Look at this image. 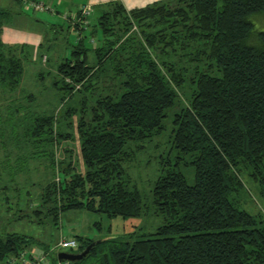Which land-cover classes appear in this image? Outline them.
Returning <instances> with one entry per match:
<instances>
[{
    "label": "trees",
    "instance_id": "16d2710c",
    "mask_svg": "<svg viewBox=\"0 0 264 264\" xmlns=\"http://www.w3.org/2000/svg\"><path fill=\"white\" fill-rule=\"evenodd\" d=\"M92 8L99 10L101 44L88 48L79 36L52 83L69 97L83 90L95 95L89 107L82 100L85 114L77 121L85 170H77L70 147L60 146L70 134L60 130L59 111L22 115V141L37 149L46 179L19 180L29 172L28 158L10 172L13 185H0L8 216L0 214V264L22 254L28 261L49 256L59 263L50 240L7 225L25 220L56 227L64 212L80 209L107 218L151 212L163 222L153 232L130 233L132 240L74 235L76 252L96 243L68 264H264V218L239 207L242 172L264 197V28L251 21L264 15V0L155 1L131 8L108 0ZM16 13L0 6V87L6 91L15 90L24 70L18 45L2 35ZM81 23L75 21L74 29L82 30ZM169 112L177 160L160 168L146 201L129 187L126 164L163 130ZM47 145L53 147L48 151ZM180 160L192 165V184L179 170Z\"/></svg>",
    "mask_w": 264,
    "mask_h": 264
},
{
    "label": "rangeland",
    "instance_id": "374dc122",
    "mask_svg": "<svg viewBox=\"0 0 264 264\" xmlns=\"http://www.w3.org/2000/svg\"><path fill=\"white\" fill-rule=\"evenodd\" d=\"M72 1L68 0L67 2V0H64V3L61 4L59 0H39L44 4V9L39 10L27 4L24 5V3L22 5L12 0H0V6L11 8L13 13L18 12L17 8H24L26 14L28 13L27 15L31 18H40L55 24L54 27L49 25L45 27L39 23V26L33 24L30 28L25 26V21L20 17H17L18 19L14 18L16 20L11 22L13 27L28 30L25 32L27 37L24 42L17 44L24 65L19 85L13 91H6L0 87V185L6 182L11 183L9 181L10 172L14 175L16 167L21 166L22 160L28 158H33L31 159L33 161L30 162L29 172H27L28 174H20L18 176L19 180L28 177L30 180L42 182L46 179L44 167L36 163L35 156L38 153L33 152L37 149L26 145L27 142L22 141V129L26 126V122L22 120V115H36L41 111L47 114L59 111V115L62 117L60 130L70 134L68 139H65L60 146L70 147L71 158L77 166V170L80 172L85 170L80 158L81 140L77 132V121L81 115L85 114L81 109L83 107L82 100L86 98L85 102L89 107L95 95L83 90L81 92L75 91L69 97L65 95L66 91L64 89L56 90L52 83L58 77L56 66L68 55L71 57V51L75 49L79 36L83 37L85 46L93 48L101 44L102 33L96 24L99 10L98 8H92L87 19L88 23L85 26L81 23L84 29L81 30V35H78L66 18H63L64 11L65 13L76 11L75 5L77 2ZM121 1L129 8L151 4L155 1H163L168 4L175 3V0ZM55 7L59 10V14L53 15L50 10ZM22 14L20 15L22 16ZM251 21L257 29L264 28V15L253 16ZM33 31L41 32L39 36L35 34L38 38L33 35ZM91 32H93V35H91ZM88 58L89 63L95 62V55L92 50L88 51ZM65 96H67L66 99L62 100ZM68 107H75L76 110L64 115L63 111ZM171 119L172 115L169 112L163 120V130L150 140L145 141L135 159L126 164V177L129 178V187H137L146 201L150 198V192L160 168L163 166L170 167L172 164L175 166L177 160L178 151L172 147L170 142ZM52 147L53 145H47L48 151ZM178 168L184 174L187 182L192 184L194 180L192 165H187L183 160H180ZM240 177L243 186L239 192V207L252 215L264 218V197L260 194L257 183L245 172H242ZM3 212V203L0 201V214L3 217H8ZM6 220L4 218L3 222ZM162 222L163 216L161 214L151 212L135 217L114 216L107 218L104 214L80 209L64 212L56 227L48 225L44 228L33 222L19 220L9 221L7 228L34 235L45 242L50 240L53 255L56 256L59 251L76 252L78 250L77 247L64 249L57 246V242L61 238L82 234L95 240L105 236H124L132 240L135 234L129 237L130 233L153 232ZM49 258V256H45L43 263L48 262ZM10 264H20V261L14 260ZM62 264H68V262H62Z\"/></svg>",
    "mask_w": 264,
    "mask_h": 264
},
{
    "label": "crops",
    "instance_id": "0c3cea01",
    "mask_svg": "<svg viewBox=\"0 0 264 264\" xmlns=\"http://www.w3.org/2000/svg\"><path fill=\"white\" fill-rule=\"evenodd\" d=\"M105 1H107V0H73L72 2H77L76 3V11L77 10H79L83 5H86V4H89V5H91V6H96L97 4H101V3H104ZM67 2H68V0H67ZM59 3H64V0H59ZM127 6V5H126ZM68 8H70V7H68ZM129 8V7H128ZM22 11V12H25V10H24V8H22V9H18L17 8V11ZM50 11H52L51 13L54 15V14H59V10L55 7V8H53L52 10H50ZM76 11L73 13V12H67V13H65V11L63 12V18L65 19L66 18V20L68 21V23L70 24V25H74L75 24V21H77L76 19V16L74 17V15H76ZM20 14H22L21 12L20 13H16V16H13V18L5 25V27H4V29H3V39L6 41V42H10L11 44H18V43H23L24 42V39L27 37V35H26V31L28 30V29H22V28H16V27H13V24L11 23L12 22V20L13 21H15L16 19H18L17 17H20V18H22L24 21H25V26L26 27H32L33 26V24H36L37 26H39V23L41 24V25H44L45 27L47 26V25H49V26H52V27H54L55 26V24L54 23H51V22H48V21H46V20H43V19H40V18H38V19H33V18H31L30 16H28L27 14H26V12L25 13H23L22 14V16L20 15ZM24 14H26V15H24ZM30 17V18H29ZM14 18H16V19H14ZM41 20V21H40ZM54 24V25H53ZM83 26H85V25H83ZM73 29H74V26H73ZM84 29V28H83ZM76 30V29H75ZM77 31V33L79 34L80 32H81V29L78 31V30H76ZM83 31V30H82ZM33 33V35H35V34H38V36H39V34L41 33L40 31H33L32 32ZM38 36L37 35H35V37H37L38 38ZM67 238V237H66ZM60 263V262H59ZM42 264H53V261L51 260V259H49V261L48 262H44V263H42ZM58 264V263H57Z\"/></svg>",
    "mask_w": 264,
    "mask_h": 264
},
{
    "label": "built area",
    "instance_id": "2783aa9c",
    "mask_svg": "<svg viewBox=\"0 0 264 264\" xmlns=\"http://www.w3.org/2000/svg\"><path fill=\"white\" fill-rule=\"evenodd\" d=\"M24 1L27 5H29L30 7H33L34 9H39V10L44 9V4L41 2L32 1V0H24ZM80 10H81V16L79 18H77V21L87 23V18L92 11L91 5H89V4L83 5L80 8ZM57 246L64 248V249H66V248L72 249V248H75L78 246V242L73 237L61 238L58 241ZM18 260L20 261V264H41V262L44 260V256H37L33 261H28L27 258L25 257V255L22 254L20 256V258H18ZM60 264H62V263H60Z\"/></svg>",
    "mask_w": 264,
    "mask_h": 264
},
{
    "label": "water",
    "instance_id": "95a60500",
    "mask_svg": "<svg viewBox=\"0 0 264 264\" xmlns=\"http://www.w3.org/2000/svg\"><path fill=\"white\" fill-rule=\"evenodd\" d=\"M96 241L90 242L80 252L59 251V252H57L56 257L60 263H62V262H74V261L81 260L83 257H85L89 253L91 247L96 243Z\"/></svg>",
    "mask_w": 264,
    "mask_h": 264
}]
</instances>
